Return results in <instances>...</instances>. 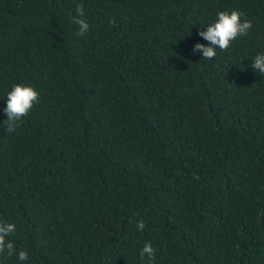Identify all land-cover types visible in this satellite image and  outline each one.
I'll list each match as a JSON object with an SVG mask.
<instances>
[{"label":"trees","instance_id":"obj_1","mask_svg":"<svg viewBox=\"0 0 264 264\" xmlns=\"http://www.w3.org/2000/svg\"><path fill=\"white\" fill-rule=\"evenodd\" d=\"M231 10L248 34L194 53ZM259 53L264 0H0V221L28 252L6 264H264ZM16 84L40 96L8 133Z\"/></svg>","mask_w":264,"mask_h":264},{"label":"clouds","instance_id":"obj_2","mask_svg":"<svg viewBox=\"0 0 264 264\" xmlns=\"http://www.w3.org/2000/svg\"><path fill=\"white\" fill-rule=\"evenodd\" d=\"M75 11L77 15L73 17V22L79 26L78 35L84 36L89 31V24L86 19L82 18L85 16L83 5L78 4ZM252 26V22L241 11H220L215 22L209 24L206 31L199 32V36L208 42V46L197 43L193 47V52H200L203 59L211 60L217 55V49L227 51L233 41L247 35ZM252 69L264 75V53H259L254 57ZM39 96L40 93L30 84H16L12 87L7 94L4 109L6 119L3 125L6 126L8 133L16 130L22 118L27 116L38 103ZM144 227L142 221L137 224L139 230H143ZM15 231V224L0 221V264H6L7 258L14 255L18 256L21 262L28 260V252L19 251L17 253L14 243L8 239ZM155 256L156 253L151 243H145L140 251L141 259L147 257L149 261H154Z\"/></svg>","mask_w":264,"mask_h":264}]
</instances>
